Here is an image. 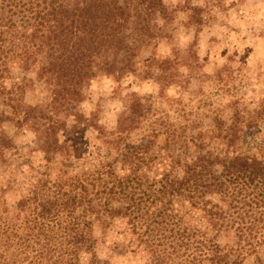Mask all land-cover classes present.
I'll return each mask as SVG.
<instances>
[{
	"label": "trees",
	"instance_id": "16d2710c",
	"mask_svg": "<svg viewBox=\"0 0 264 264\" xmlns=\"http://www.w3.org/2000/svg\"><path fill=\"white\" fill-rule=\"evenodd\" d=\"M159 19H172L162 0H0V112L34 133L30 150L42 158L17 154L28 192L11 210L4 196L19 181L0 130V264H71L79 250L92 252L93 224L115 218L122 237L153 254L183 255L174 242L162 251L150 244L163 225L179 247L198 237L205 264H238L218 236L230 237L237 254L264 244V131L242 133L264 113L213 115L203 127L185 112L147 116L133 95L106 130L96 113L80 110L89 80L118 82L144 52L152 68ZM157 68L170 78L162 62ZM35 89L43 96L26 99ZM54 239H63L58 250Z\"/></svg>",
	"mask_w": 264,
	"mask_h": 264
},
{
	"label": "rangeland",
	"instance_id": "374dc122",
	"mask_svg": "<svg viewBox=\"0 0 264 264\" xmlns=\"http://www.w3.org/2000/svg\"><path fill=\"white\" fill-rule=\"evenodd\" d=\"M162 1L171 11L172 19L164 26L163 20H158L164 28H160L161 36L156 39V47L150 48L151 56L156 57L152 68L146 67L149 58L148 52H144L138 69L122 74L118 82L104 76L89 80L84 84L86 97L79 105L80 110L87 116L96 113L106 130L115 127L118 116L125 112L128 97L133 95L140 97L147 116L161 113L174 119L177 113L185 112L186 118L199 120L203 127L208 126L213 115L227 119L237 113L242 116L264 113V0ZM189 8H195L196 12L192 14ZM165 59L167 61L164 62ZM158 62L164 64L166 75L170 77L166 81L160 76ZM13 74L19 75V70L14 68ZM168 80L173 83L170 82L162 91ZM35 93L43 96L35 89L26 93V99ZM242 128L243 134L248 131L255 133L256 129L264 131V119L252 127L244 124ZM0 130L4 131L8 141L2 146L3 152L9 162L15 164L13 169L18 174L16 180L19 184L7 190L4 196L12 210L15 202L28 192L23 175L19 176L22 168L16 167L17 154L28 153L32 162H41L42 158L39 152L30 150L35 145L34 133L17 128L8 111L0 112ZM94 134L93 129H86L83 139L92 143ZM29 161L20 160L19 163ZM122 222L119 218L109 225L95 222L91 230L92 252L79 250L78 258L70 263L205 264V247L196 243L198 237L191 235L179 247L175 236L163 225L156 230L158 241L154 242L158 245L151 240L146 241L159 251L172 248L170 244L174 242V247L179 248V254L183 255L153 254L150 249L143 250L144 245L135 246L132 236H121ZM214 241L223 251L237 249L230 237L218 236ZM51 242L53 250H58L63 239ZM256 246L238 254L231 251L230 258L238 257V264H264V244Z\"/></svg>",
	"mask_w": 264,
	"mask_h": 264
}]
</instances>
